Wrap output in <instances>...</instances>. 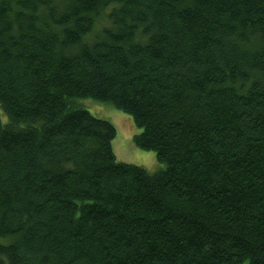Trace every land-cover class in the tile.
Returning a JSON list of instances; mask_svg holds the SVG:
<instances>
[{
	"label": "trees",
	"instance_id": "trees-1",
	"mask_svg": "<svg viewBox=\"0 0 264 264\" xmlns=\"http://www.w3.org/2000/svg\"><path fill=\"white\" fill-rule=\"evenodd\" d=\"M1 110L0 264H264V0H0Z\"/></svg>",
	"mask_w": 264,
	"mask_h": 264
},
{
	"label": "rangeland",
	"instance_id": "rangeland-1",
	"mask_svg": "<svg viewBox=\"0 0 264 264\" xmlns=\"http://www.w3.org/2000/svg\"><path fill=\"white\" fill-rule=\"evenodd\" d=\"M84 106L96 117L106 119L114 124L117 134L113 140V148L118 161L137 164L154 173L164 167L153 150H146L139 147L135 142V136L142 129L139 128L129 114L116 107L95 101L91 98L83 100ZM1 117L7 120L6 115L1 110ZM243 264H249L245 261Z\"/></svg>",
	"mask_w": 264,
	"mask_h": 264
}]
</instances>
